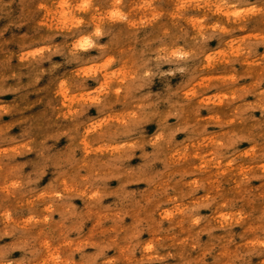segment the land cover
Wrapping results in <instances>:
<instances>
[{
	"label": "clouds",
	"instance_id": "clouds-1",
	"mask_svg": "<svg viewBox=\"0 0 264 264\" xmlns=\"http://www.w3.org/2000/svg\"><path fill=\"white\" fill-rule=\"evenodd\" d=\"M0 264H264V0H0Z\"/></svg>",
	"mask_w": 264,
	"mask_h": 264
}]
</instances>
